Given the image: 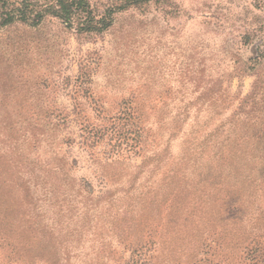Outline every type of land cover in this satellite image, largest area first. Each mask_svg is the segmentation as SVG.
I'll return each instance as SVG.
<instances>
[{"label": "rangeland", "instance_id": "rangeland-1", "mask_svg": "<svg viewBox=\"0 0 264 264\" xmlns=\"http://www.w3.org/2000/svg\"><path fill=\"white\" fill-rule=\"evenodd\" d=\"M200 96L222 117L264 109V0H152L100 33L0 27V264H264V180L225 161L179 198L155 144L112 121Z\"/></svg>", "mask_w": 264, "mask_h": 264}, {"label": "trees", "instance_id": "trees-1", "mask_svg": "<svg viewBox=\"0 0 264 264\" xmlns=\"http://www.w3.org/2000/svg\"><path fill=\"white\" fill-rule=\"evenodd\" d=\"M150 1L152 0H110L103 12L97 14L88 0H0V27L16 23L36 26L49 16L59 20L65 27L73 28L77 33H100L111 25L116 12ZM125 108L129 112L122 119H129V122L121 123L119 116L113 117L115 128L124 127L125 134L128 135L134 132V125L137 129L135 135L145 138V141L150 139L155 144V151L150 152V155L158 164L166 166L162 174L167 180L165 186L176 189V196L179 197L182 184L188 180L199 182L212 175L218 176L216 167L225 161L245 163V168L253 173V177L264 180V109L259 114L252 115L237 107L231 115L222 117L225 106L212 104L203 96L194 101L173 103L170 108L172 113H154V110L148 112L131 104ZM142 114L141 126L130 121L137 117L140 120ZM150 117L153 122L146 126ZM119 127L116 130L118 133L121 132ZM97 130L99 139L103 131L101 127ZM96 135L97 131H93L92 136L88 137ZM178 144L180 148L175 153ZM201 163L204 164L205 171L201 169ZM247 188L248 186L245 189ZM258 189L262 191L263 187ZM228 220L237 221L234 217ZM257 224L254 218H249L246 224L228 226L224 234L227 231L230 233L232 229H247ZM240 235L238 241L244 236Z\"/></svg>", "mask_w": 264, "mask_h": 264}]
</instances>
